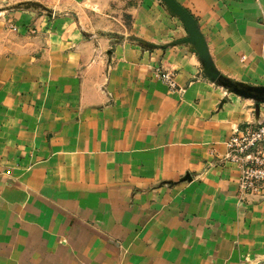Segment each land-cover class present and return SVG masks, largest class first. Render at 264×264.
<instances>
[{
  "label": "crops",
  "instance_id": "1",
  "mask_svg": "<svg viewBox=\"0 0 264 264\" xmlns=\"http://www.w3.org/2000/svg\"><path fill=\"white\" fill-rule=\"evenodd\" d=\"M177 1L221 76L264 84V0ZM65 2L0 14V264H264V199L225 158L250 101L154 46L187 36L158 0L116 41L85 23L127 0Z\"/></svg>",
  "mask_w": 264,
  "mask_h": 264
},
{
  "label": "rangeland",
  "instance_id": "2",
  "mask_svg": "<svg viewBox=\"0 0 264 264\" xmlns=\"http://www.w3.org/2000/svg\"><path fill=\"white\" fill-rule=\"evenodd\" d=\"M158 1L164 7L167 16H169L171 19L172 18L175 19L181 26L184 27V24L180 20V18L177 15L171 13L167 5L162 0H158ZM138 4H142V0H127L126 5L123 6V4H121V6L117 8L119 11L116 12V3H115V5L112 6L111 11L106 13V15L98 12L100 13V15H95L94 17H92L91 21H87L85 24L89 25L88 29H91L93 33L96 34L98 33L104 37H109V38L111 37L113 38L112 39L113 41H116V38H121V39L128 38L122 32H126V27L129 28V26L131 25V21H132V12H130L132 10L131 6H136ZM83 7L85 6L81 5L78 7H70L65 2V0H0L1 15L11 12L15 9H21V10L23 9L25 11L36 12V13L49 12L51 14L54 13V15L59 13L61 14L66 13L72 16V14L76 15L77 13L81 12ZM116 18H118V20H116ZM14 25L15 24H13L12 27L10 26L9 28L12 30ZM103 32L112 34L114 36L103 35L102 34ZM187 36H188V32H187ZM185 37L175 39L165 44L163 43L165 46L164 45L161 46L162 44H157V43H153V44L155 47H163V48H167L168 46H174V45H187L192 47L191 44L180 42ZM221 78L223 81L226 82L227 85H222L220 82H215V83L225 90V96L223 102H226L227 99H230L231 96L234 95L242 97L243 100L250 101L251 104H249V106L253 107V112H254V120H253L254 124H248V126L246 125V127H255L264 124V101H260L256 99L257 96L264 97V91L263 92L259 91L261 88H264V84H251V83L249 84L245 82L235 81L225 76H222ZM237 90L241 91L244 94L252 95L254 97H247L245 95H240L237 92ZM261 147L264 149V143L261 145ZM247 194L264 199V181H260L259 183H257L254 186V188L250 189V191ZM260 263H264V261H260Z\"/></svg>",
  "mask_w": 264,
  "mask_h": 264
},
{
  "label": "built area",
  "instance_id": "3",
  "mask_svg": "<svg viewBox=\"0 0 264 264\" xmlns=\"http://www.w3.org/2000/svg\"><path fill=\"white\" fill-rule=\"evenodd\" d=\"M17 29L16 26L13 27ZM157 76L175 87L174 74L171 71L157 69ZM264 124L255 127L235 128L227 140L226 159L235 164L240 172L239 189L247 194L260 181H264Z\"/></svg>",
  "mask_w": 264,
  "mask_h": 264
},
{
  "label": "water",
  "instance_id": "4",
  "mask_svg": "<svg viewBox=\"0 0 264 264\" xmlns=\"http://www.w3.org/2000/svg\"><path fill=\"white\" fill-rule=\"evenodd\" d=\"M168 7V9L174 15H177L180 20L183 22L184 27L188 32V36L182 39L180 42L188 43L192 45V49L199 55L201 60L204 73L209 77L213 82H220L222 85H227L225 81L222 80V76L220 71L217 69L209 48L207 41L200 30L198 21L196 18L190 13V11L184 7L181 3L177 0H162ZM103 35H110L108 33H102ZM117 36V35H116ZM260 92L264 91V88L259 90ZM240 95H245L247 97H254L252 95H247L242 93L241 91L237 90ZM257 100L264 101V97H256Z\"/></svg>",
  "mask_w": 264,
  "mask_h": 264
}]
</instances>
